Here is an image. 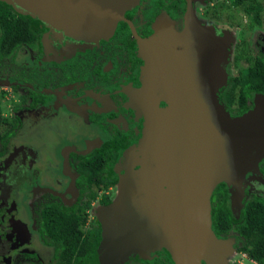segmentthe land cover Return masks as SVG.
I'll return each mask as SVG.
<instances>
[{"label": "water", "instance_id": "obj_1", "mask_svg": "<svg viewBox=\"0 0 264 264\" xmlns=\"http://www.w3.org/2000/svg\"><path fill=\"white\" fill-rule=\"evenodd\" d=\"M138 1L0 0L71 40L87 43L112 36ZM186 20L184 44L165 14L146 39L127 22L145 63L136 95L147 118L143 163L141 169L125 171L118 201L101 211L109 229L97 248L99 264H124L131 254L146 259L161 248L174 264H190L191 256L195 264H226L232 240L217 238L211 228L212 193L226 184L231 212L238 217L243 184L261 180L264 95H256L253 109L232 119L216 97L226 84L219 66L227 56L225 46L195 22L189 1ZM161 70L167 80L156 83L151 75ZM161 101L165 108L159 107Z\"/></svg>", "mask_w": 264, "mask_h": 264}, {"label": "flooded vegetation", "instance_id": "obj_2", "mask_svg": "<svg viewBox=\"0 0 264 264\" xmlns=\"http://www.w3.org/2000/svg\"><path fill=\"white\" fill-rule=\"evenodd\" d=\"M188 1L192 6L195 22L201 27L208 28L212 38L222 41L225 46L227 56L220 61L219 66L226 75V84L218 90L216 97L232 119L241 117L253 109L255 96L262 94L251 93L250 98H243L236 79L258 63L264 65V37L262 36L258 39L262 56L256 57L246 71L231 79V67L227 68L226 65L231 57L233 8L241 6L245 0L239 4H236V0H226L227 4L231 5L230 8L217 6L218 1L221 0H139L133 9L124 14V18L132 24L134 32L139 38L146 39L153 33V23L156 17L165 13L174 23L175 31L182 33L178 41L180 44H184L186 40L183 35L187 23ZM144 8L147 15L144 16L143 12L145 21L139 25L138 17L142 16L141 10ZM220 12H224V16L220 15ZM245 12L250 16L249 19L255 27L261 25L263 10L260 6L248 7ZM196 14L199 18L196 17ZM216 15L223 18L214 17ZM127 22H119L113 35L108 39L93 43L71 40L62 31L37 22L38 25H32L37 35V41L34 43L35 45L38 42L37 47L33 44L21 45L9 55H0V64L4 65L6 62L11 63L14 59L16 62L18 53L26 48L31 52H38L37 58L29 57V60L30 58L32 60V65L38 66L39 70L51 69V73L55 76L45 82L40 81L38 91L35 89L26 91L24 95L26 99L23 100L24 102H21L20 99L18 105L13 106V114L5 116L0 111V119L4 126L1 131L3 134L4 132L8 133L7 137H3L6 139L0 141V245H3L6 240L9 241H6V246H0V264L4 262L12 264L18 253L35 259L39 262L38 264H47L54 255L53 247L43 242L40 233L39 220L42 207L38 208L34 223V228H36L32 231L27 225L28 221L21 214V202L20 198L18 199V194L21 191L26 192L27 190L34 193L51 188L55 196H58L57 200L61 202L53 203L79 209L86 189H90L92 185L96 184L87 185L83 182L77 165L79 166L85 161V157L95 150L101 149L110 141L122 138L127 139L128 145L125 149H119L115 163L106 166V159L108 160L112 155L111 149L106 150L109 154H101V159L105 158L102 160L105 171L101 175L106 179L115 177L118 182L116 167L119 166L122 168L121 173H125L121 155L138 141L145 121V117L142 118V116L136 121L137 116L134 110L136 105L133 98V94L142 88V69L145 63L139 56L137 41ZM24 54L28 57L27 51ZM222 64H225V68ZM40 72L38 79L42 75ZM120 75L126 76V79L123 82L120 80L119 89L112 92L110 83ZM2 77L0 75V79ZM5 81L7 82L8 79ZM2 82L0 80V83ZM16 84L15 86H18L21 83ZM92 88L96 90L93 91ZM228 88L237 89L239 92L235 107L232 106L234 99L229 95L226 96ZM159 107L165 108L166 103L161 101ZM73 110L75 111L73 112ZM57 118L61 124L65 123V128H67V131L61 137L58 136L59 138L56 140L59 143L61 141V145L57 147L61 149L59 167L55 161L54 165L52 164V161L56 159L47 156L37 143L29 142L30 136L35 140L38 139V142L46 140L45 131L53 126L52 124ZM27 122L37 124V127L33 128L34 130L25 138V141L24 138L21 139V131ZM51 132L55 135L62 133L59 130H51ZM81 138L85 144L83 145L81 142V145L78 146V140ZM48 142L52 144L50 141ZM52 142L55 146L54 138ZM73 144L75 145L74 150L70 148ZM54 157L56 158L55 154ZM72 160L76 161L74 165H70ZM50 167L53 168L52 173L47 176L45 173L50 170ZM258 171L262 174L261 180L264 181V165L260 161L258 162ZM44 175L51 178L50 181L55 180L56 183L48 184L49 186L42 185L45 183ZM253 179L251 178L248 184H243L242 206L238 217L233 216L230 203L227 204L235 219L230 230L227 233L215 235L219 239L232 240L230 250L232 252L241 253L239 249L242 246L243 238L237 231V223L246 202L253 198L264 199V182ZM117 182L110 186L116 185ZM96 186L104 189L110 187ZM25 192L23 193L26 194ZM226 192L229 198L227 187ZM213 194L214 192L212 196ZM65 197L68 199L65 200ZM33 242H38L37 251L33 250L35 247ZM2 249L3 251H1ZM48 251L50 255H47ZM43 254L49 257L46 263L40 257ZM5 257L8 261L5 260ZM166 257L171 259V256L164 250L149 252L146 259L140 260V264L151 263L156 258L162 259L164 262L167 260ZM225 262L230 264L228 260ZM201 264H206V262L201 260Z\"/></svg>", "mask_w": 264, "mask_h": 264}, {"label": "rangeland", "instance_id": "obj_3", "mask_svg": "<svg viewBox=\"0 0 264 264\" xmlns=\"http://www.w3.org/2000/svg\"><path fill=\"white\" fill-rule=\"evenodd\" d=\"M258 5L262 8L263 13L261 15V25L255 27L252 21L249 19L250 16L246 15V8L252 7ZM220 7L224 8H230L231 5L227 4L226 0H221L218 1V5ZM146 7V6H145ZM203 7V6H200ZM146 9H142V16L138 17V23L141 25L145 21L144 16L147 15V12H144ZM144 12V16H143ZM165 14V13H163ZM159 15L156 17L154 20L153 26L156 24L158 19L163 15ZM220 15L224 16V12H220ZM166 15V14H165ZM233 16V36H232V44H231V57L226 63L227 68L231 67L230 71V78L233 79L234 77L238 76L240 73L246 71L248 66H251L255 60L256 57L262 56V51L260 49V46L258 44V39L259 37H264V0H245V2L241 6H235L233 8L232 12ZM196 17L199 18V16L196 14ZM216 18H223L218 15L214 16ZM172 22V21H171ZM173 23V22H172ZM174 24V23H173ZM182 33H178L176 31L177 37H180ZM34 45V44H33ZM38 46V42L34 45L35 47ZM25 49V48H24ZM38 50V49H37ZM28 52V57L27 55L24 54V52ZM38 57V52H31L30 49H25L22 50L18 55L16 56V62L14 60L11 63L6 62L4 65L3 63L0 64V75L1 79L3 82L0 83V111L3 115L9 116L10 114H13V106L18 105V101L20 100L21 102H24L25 100V94L26 91H32L33 89L38 91V83L45 82L51 77H55L51 73V69H43L39 70L38 66L32 65V60L29 57ZM121 58V57H120ZM223 68H225V64H222ZM230 66V67H229ZM41 71V72H40ZM3 72V73H2ZM41 73L42 75L40 76V79H38V73ZM8 81L4 82V80ZM126 79V76L120 75L114 80L111 81L110 83V90L112 92H116L119 89V82L120 80L123 82ZM11 82V85L9 83ZM143 82V80H142ZM16 83H21L18 86ZM18 88L17 90H14ZM92 90H96L92 88ZM226 96H231L234 101L232 103V106L235 107L236 101L239 96V92L237 89L234 88H228L227 89ZM139 91H136L135 94H133L134 98V104L136 105V108L134 110L136 111V116L140 118L142 116L145 117V121L143 125L145 126L147 118L141 108L140 103L136 99V95L138 94ZM26 103V101H25ZM75 110H73L74 112ZM72 119V118H71ZM234 119V118H233ZM59 118H57L53 122V126L50 128H46L47 130L45 131L46 134V140H40L41 142H38V139L35 140V138L30 136V143L38 144L40 149L47 155L52 157L53 160L52 164L54 165V161L56 164L60 165V158L59 155H61V149L57 148L58 146L61 145L60 143L57 142L56 140L62 136L67 131V128H65L66 124L65 123H60ZM37 124H31V122H27L25 124V127L23 128V132L21 131V139L24 138L26 141V137L32 133L34 130L33 128L37 127ZM128 125V123H127ZM141 131L140 138L138 141L133 144L126 152H123L121 155V159L123 158L122 165L124 167V171L128 172H133L138 169H141L142 163H143V158L141 155V144L143 143L145 137H146V131L144 129ZM51 130H59L62 131V133L59 135H55V133L51 132ZM112 131V130H111ZM59 136V137H58ZM53 138L55 139V146L53 145ZM50 141L52 144H49ZM48 142V143H47ZM81 142H83V145L85 144L83 139L81 138L78 140V146L81 145ZM72 150L75 149V145L70 147ZM54 152V153H53ZM65 153L67 152L64 151ZM53 154V155H52ZM54 154L56 158L54 157ZM89 156V155H88ZM261 164L264 165V160H260ZM74 165L76 163L75 160H72L70 162ZM55 164V165H56ZM121 165V166H122ZM122 166V167H123ZM52 167H50V170L46 171L45 175H51L52 173ZM72 171V170H70ZM122 168L116 167V175L118 177V182L116 185L110 186L109 188H102L98 187L96 185H92L90 189H86L84 199L78 209V213L81 217L84 218V223L80 227V231L84 237H90L93 239L96 234H98V244L97 248L101 245L103 242L104 235L106 234V231H108L109 227L108 225L104 222V220L101 218V211L116 201H118L121 192L124 189V181H125V173H121ZM44 175L43 179L45 183L42 185L49 186L48 184H54L56 183L55 180L51 178H48ZM22 192V191H21ZM18 194V199L20 198L21 202V214L26 220L28 221V227L32 231L35 230V219L37 216V211L38 208L45 206L48 203H61L57 200L58 196H55V193L51 188H46L44 190H39V192H34L30 193L29 191L26 190L23 191L26 194L22 193ZM54 193V196H53ZM230 196V194H229ZM55 197V198H54ZM68 198L65 197V200ZM226 203H230V197L226 199ZM45 204V205H44ZM35 244V247L33 250H38V242H33ZM36 250V251H37ZM49 250V249H48ZM164 250L165 252L168 253V251L164 248H161L157 251ZM193 249H190V252H192ZM25 253V252H23ZM42 254V253H41ZM169 254V253H168ZM47 255H50V252H47ZM44 255L41 256V259L43 260L44 263L47 262L48 256ZM226 260L230 262V264H248V261L242 256V253H237L235 251H229V253L226 254L225 256ZM143 259V257L140 254H131L126 257V262L127 264H140V260ZM195 260L193 256H191V262L190 264H195ZM27 263H33V264H38L35 259L31 257H27L26 255L22 253L16 254L15 260L13 261L12 264H27Z\"/></svg>", "mask_w": 264, "mask_h": 264}, {"label": "trees", "instance_id": "obj_4", "mask_svg": "<svg viewBox=\"0 0 264 264\" xmlns=\"http://www.w3.org/2000/svg\"><path fill=\"white\" fill-rule=\"evenodd\" d=\"M241 2L243 0H236V4ZM32 25H38L37 21L0 2V55H9L21 45L34 44L37 35ZM236 82L243 98H250L251 93L264 95V65L258 63L237 78ZM2 129L4 126L0 119V141L8 135L5 132L3 134ZM127 145L126 138L116 139L85 157V161L77 165L81 180L87 185L94 183L104 187L116 183L115 177L106 179L101 175L105 171L102 165L105 158L101 159V154H109L106 150H112L111 157L106 159V166L111 165L115 163L119 149H125ZM226 187V184L218 185L211 200L212 230L215 235L227 233L235 220L226 203ZM40 213L39 226L43 242L54 249L53 258L47 264H99L98 234L93 239L82 235L80 227L84 218L79 215L78 208L51 203L43 206ZM237 231L243 238L239 251L257 264H264V199L253 198L246 202L237 223ZM166 258L164 262L156 258L145 264H173L172 259Z\"/></svg>", "mask_w": 264, "mask_h": 264}, {"label": "bare ground", "instance_id": "obj_5", "mask_svg": "<svg viewBox=\"0 0 264 264\" xmlns=\"http://www.w3.org/2000/svg\"><path fill=\"white\" fill-rule=\"evenodd\" d=\"M161 66H163V65H161ZM165 67H166V69H167V71L170 73V69H169V65H165ZM152 78H153V81L154 82H162V81H165V80H167L166 78H164V76H165V73H164V71L163 70H161V71H155L152 75ZM113 212H109L108 213V218H109V220L112 218V216H113V214H112ZM112 215V216H111ZM1 251H3V249L1 250Z\"/></svg>", "mask_w": 264, "mask_h": 264}, {"label": "built area", "instance_id": "obj_6", "mask_svg": "<svg viewBox=\"0 0 264 264\" xmlns=\"http://www.w3.org/2000/svg\"><path fill=\"white\" fill-rule=\"evenodd\" d=\"M242 256L248 261V264H257L256 262L252 261L251 259L248 258L246 254L242 253Z\"/></svg>", "mask_w": 264, "mask_h": 264}]
</instances>
